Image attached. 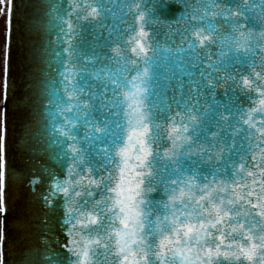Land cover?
Masks as SVG:
<instances>
[{
    "label": "snow or ice",
    "instance_id": "obj_1",
    "mask_svg": "<svg viewBox=\"0 0 264 264\" xmlns=\"http://www.w3.org/2000/svg\"><path fill=\"white\" fill-rule=\"evenodd\" d=\"M51 11L32 28L58 21L63 71L44 108L55 151L21 170L5 59L0 264H34L35 246L9 235L20 184L59 212L63 239L50 220L39 237L47 264H264V0H56Z\"/></svg>",
    "mask_w": 264,
    "mask_h": 264
},
{
    "label": "water",
    "instance_id": "obj_2",
    "mask_svg": "<svg viewBox=\"0 0 264 264\" xmlns=\"http://www.w3.org/2000/svg\"><path fill=\"white\" fill-rule=\"evenodd\" d=\"M56 0H10L11 30L8 32L7 61L10 78V100L8 104L9 143L14 166L26 169L30 156L47 159L54 152L49 146L44 108L50 87H56L52 80H58L55 53L60 51L56 43L58 21L37 33L32 28L34 17L45 21L54 13L51 5ZM63 3V0H59ZM161 20L164 14L158 13ZM131 23V20L129 21ZM27 98V100H26ZM57 175L60 169L52 164ZM46 191L45 189H42ZM12 210L9 215V235L12 242L20 245L27 243L36 248L32 260L34 264H47L43 245L39 237L47 233L45 222L50 220L53 234L63 239L64 233L57 224L56 214L50 213L38 196L32 194L23 184L12 193ZM3 219V218H2ZM56 247L55 244L52 245Z\"/></svg>",
    "mask_w": 264,
    "mask_h": 264
},
{
    "label": "rangeland",
    "instance_id": "obj_3",
    "mask_svg": "<svg viewBox=\"0 0 264 264\" xmlns=\"http://www.w3.org/2000/svg\"><path fill=\"white\" fill-rule=\"evenodd\" d=\"M7 2V1H6ZM5 0H0V108H1V81H2V66L4 60V45H5V31H6V3ZM1 116V111H0Z\"/></svg>",
    "mask_w": 264,
    "mask_h": 264
}]
</instances>
